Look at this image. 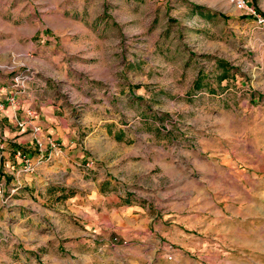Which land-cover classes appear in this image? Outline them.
Masks as SVG:
<instances>
[{
  "label": "rangeland",
  "instance_id": "1",
  "mask_svg": "<svg viewBox=\"0 0 264 264\" xmlns=\"http://www.w3.org/2000/svg\"><path fill=\"white\" fill-rule=\"evenodd\" d=\"M246 1L254 15L234 0H0V84L28 75L25 91L67 110L86 172L124 185V220H190L184 263L264 264V0ZM200 72L208 86L194 90ZM12 206L0 208V264H107L108 250L142 242L140 223L108 230L99 215L77 218L79 253L57 251L65 208L45 223L44 203L32 223ZM171 242L158 264L187 247Z\"/></svg>",
  "mask_w": 264,
  "mask_h": 264
},
{
  "label": "crops",
  "instance_id": "2",
  "mask_svg": "<svg viewBox=\"0 0 264 264\" xmlns=\"http://www.w3.org/2000/svg\"><path fill=\"white\" fill-rule=\"evenodd\" d=\"M12 96L15 97L14 103L11 104L9 98ZM59 106L52 102L48 94L45 95V89H36L30 85L23 94L16 95L10 85L0 84V143L3 147L0 151L2 155L0 184L3 185L6 194L14 190L11 205L16 214L33 223L36 218L34 214L36 207L45 203L46 223L47 220L51 221L52 210L65 208V225L61 226V229H64L63 237L52 238L57 251L79 253L87 234L76 225L77 218L89 217L91 223L93 221L98 225L99 217L104 215L108 230H121L126 226V222L140 223L139 230L133 237L142 241L135 247L120 245L108 250L111 251L109 255L113 257L110 261L106 260L107 264H158L154 255L162 248L160 244L163 235L170 236L171 243L187 245L186 248L177 249L170 255L175 264H203L184 263L186 261L184 254L193 249L189 243L192 239L186 237L189 234H181L179 230L186 228L184 223H192L190 220L176 215V219L167 227L163 226V222L156 215L141 216L142 220H139L138 216L128 215L124 220V217L118 215L115 205L118 202H125L123 207H127L131 200L123 196L124 185L109 176L108 168L105 170L99 167L94 173L86 172L85 166L88 165L89 159L81 142L72 132L67 110H61ZM29 112L32 113L31 116L28 115ZM19 123H24L25 126L21 128L18 126ZM34 127L40 128L38 139L43 143L42 148L38 147L32 132ZM48 136L58 143L57 149H52L46 143L45 139ZM18 150L30 157L33 163H37L32 173L22 172L21 162L14 158V153ZM50 205L55 208H50ZM124 238L127 239L121 233L120 240ZM199 247L198 244L194 249ZM216 248L218 250L219 245L213 250ZM204 249L209 251L212 248L207 246ZM201 251L202 248L198 250L199 253Z\"/></svg>",
  "mask_w": 264,
  "mask_h": 264
},
{
  "label": "built area",
  "instance_id": "3",
  "mask_svg": "<svg viewBox=\"0 0 264 264\" xmlns=\"http://www.w3.org/2000/svg\"><path fill=\"white\" fill-rule=\"evenodd\" d=\"M236 7L238 10L245 12L246 14H255L254 8L249 7L248 3L246 0H234ZM259 24L264 25V19L263 18H258ZM30 81V78L28 75H18L12 80L11 88L13 91H15L16 95L23 94L26 85ZM14 97L12 96L9 98V102L12 104L14 103ZM29 116L32 115V113H28ZM19 127H24V123H19ZM33 134L35 135V138L37 140V145L39 148H42L43 143L38 139V134L40 133V128L34 127L32 129ZM46 143L52 148V149H57L58 143L50 136L46 137ZM2 144L0 143V151L2 150ZM14 158L19 160L22 164V172L23 173H32L35 170V167L37 163H33L32 159L28 157L26 154H24L22 151L18 150L14 153ZM2 159V155L0 152V161ZM89 166V165H87ZM14 193V190L11 191L9 194L5 193L4 187L2 184H0V203L3 206H9L10 200H11V195Z\"/></svg>",
  "mask_w": 264,
  "mask_h": 264
},
{
  "label": "trees",
  "instance_id": "4",
  "mask_svg": "<svg viewBox=\"0 0 264 264\" xmlns=\"http://www.w3.org/2000/svg\"><path fill=\"white\" fill-rule=\"evenodd\" d=\"M196 13L199 15V16H202L204 15L205 13L207 12H203L200 8L198 7H194ZM217 63V67L221 68L222 70V76L220 78V80H223V79H226L228 77V71L230 69L229 65L227 62L223 61V60H217L216 61ZM207 78V75L200 72L198 75H197V78L196 80L194 81L193 83V89L194 90H200L204 87H207L208 84L207 83H204L203 80Z\"/></svg>",
  "mask_w": 264,
  "mask_h": 264
}]
</instances>
